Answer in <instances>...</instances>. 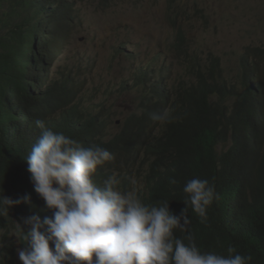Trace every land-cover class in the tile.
Listing matches in <instances>:
<instances>
[{
  "label": "clouds",
  "instance_id": "1",
  "mask_svg": "<svg viewBox=\"0 0 264 264\" xmlns=\"http://www.w3.org/2000/svg\"><path fill=\"white\" fill-rule=\"evenodd\" d=\"M72 1H75L73 6L78 26L86 3L99 12L101 19L117 16L123 8L120 0ZM127 1L133 2L140 14H144L143 20L146 16L148 19L143 25L140 23L132 30L128 29L122 40L124 58L132 65L133 62L143 64L139 66L142 70L136 69L127 81L119 84V90L127 92L133 86L138 89L144 86V93L138 92L140 100L136 99L137 105L131 107L130 113L121 112L124 119L116 120L118 112L112 111V106L101 107L93 99L85 101L79 96L80 81L76 73L61 72V77L50 83V67L44 70V85L38 96L53 85L59 88L65 81L64 77H68L69 86L72 82L74 84L72 92L66 93L68 84L65 81L56 101L34 98L35 113L39 115L35 124L41 135L24 160L34 191L52 214L43 219L34 214L24 220L28 226L23 235L27 247L22 245L19 235L23 249L14 247L13 260L15 264H19L18 259L21 264H249L252 257L236 253L232 246L227 248L228 255L202 251L191 235L182 239L174 233L176 229L186 231V225L190 223L187 215L189 206L205 220L208 208L214 199H219L214 185L207 179L193 177L186 182L183 188L186 207L179 215L170 210L169 202L147 204L141 197L147 194L146 174L151 172L156 161L170 162L183 143L190 142L192 147L200 143V139L188 137L172 127V115L178 120L177 112L183 110L196 112L204 120L203 129L206 136L213 139V149L219 162L223 154L230 153L234 161L232 187L241 182L243 167L240 160L252 165L259 162L264 149V46L245 48L239 60V77L234 79L226 74L225 69H218L219 58H209L210 63L207 64L186 46L185 41H165V47L177 56L183 67L180 73L175 74L174 82L167 83L166 64L161 51L156 53L153 47L145 58L137 59L141 54L137 50L151 48L149 37L158 32V29L144 28L160 19L159 29L162 25L174 29L178 21L198 14V3L196 0ZM201 1L207 10L203 15L212 10L221 13L215 19L217 26L230 23L233 14L224 11L236 7L233 1L227 5L223 0ZM262 9L261 5L255 6L259 12ZM144 32L147 37L142 36ZM68 40L65 39L63 46ZM144 73L147 81L138 82L137 79H141L138 76ZM200 79L207 89L208 100L218 105L217 112L206 111L198 104L197 97L203 94L199 87ZM155 83H159L156 92L151 89ZM64 99L67 102L51 108ZM72 107L83 112L87 119L92 116L97 120L104 130L105 142L119 137L118 151L96 144L85 147L46 125L45 121L60 122ZM220 145H226V148L219 150ZM102 165L114 167L113 175L102 185H97L92 177ZM126 166H130L131 174L123 182L118 180L115 168ZM171 182L176 183L175 180ZM21 202L30 204L31 196L26 194L16 200L0 196V213ZM50 242L53 247H50ZM3 247L0 240V251ZM11 259L9 256L8 260Z\"/></svg>",
  "mask_w": 264,
  "mask_h": 264
},
{
  "label": "trees",
  "instance_id": "2",
  "mask_svg": "<svg viewBox=\"0 0 264 264\" xmlns=\"http://www.w3.org/2000/svg\"><path fill=\"white\" fill-rule=\"evenodd\" d=\"M73 3L72 0H0V196L13 200L26 194L31 196L30 204L21 202L0 213V240L4 244L0 264H15V249L9 236L16 222L21 223L20 240L27 247L23 235L28 226L24 220L34 214L41 219L52 214L34 191L24 159L41 135L35 124L39 115L35 113L34 98L56 101L65 81L68 84L66 93L72 92L74 83L69 86L68 77H64L59 88L53 85L41 96L37 95L44 85V70L49 69L65 39L73 38L77 25ZM138 78H141L138 82H146L147 74ZM158 86L159 83H155L151 89L156 92ZM199 87L203 94L198 95V104L206 111L217 112L218 105L208 100L202 79ZM65 102L67 99L54 103L51 108ZM243 106L246 111V103ZM69 111L60 122L45 121L46 125L85 147L96 144L118 151L119 137L105 142L104 130L94 117L87 119L83 112L73 107ZM177 115L178 120L172 115V127L188 137L200 139V143L197 147H192L190 142L183 143L170 162L156 161L151 172L146 174L147 194L141 198L147 204L169 202L170 210L179 215L186 207L183 202L186 182L193 177L207 179L214 185L219 199H214L205 220L189 206L190 223L186 231L176 229L174 233L182 239L191 235L202 251L228 255L227 248L232 246L236 253L252 257L249 264H264V149L256 164L239 161L243 167L241 182L232 187L234 161L230 153L223 154L219 162L213 139L206 136L203 129L204 120L196 112L183 110ZM252 120L257 124L256 119ZM115 169L118 180L127 181L130 166ZM113 170L112 166H99L92 179L102 185L113 175ZM53 246L50 242V247ZM9 256H12L11 261Z\"/></svg>",
  "mask_w": 264,
  "mask_h": 264
},
{
  "label": "rangeland",
  "instance_id": "3",
  "mask_svg": "<svg viewBox=\"0 0 264 264\" xmlns=\"http://www.w3.org/2000/svg\"><path fill=\"white\" fill-rule=\"evenodd\" d=\"M196 1L199 7L198 14L178 21L174 29L166 25L159 29L157 24H162L160 19L149 28H144L153 31L158 29V32L155 36L149 37L151 48L146 50V47H142L137 50L141 53L137 59L145 58L153 47L156 48V53L161 51L166 64V81L170 83L183 67L179 64L177 56L163 43L171 39L185 41L186 46L198 53L203 62L209 64L210 59L219 58L218 69H225L228 76L237 79L239 60L245 48L264 46V0H223L224 5L231 1L236 5L235 8L224 11L233 16L230 23L226 22L223 27L215 24L220 12L215 13L212 10L203 15V12L207 11L205 6L201 0ZM120 2L122 11L110 19H101L99 12L88 7L86 3V8L82 9L80 14V26L77 25L74 39L70 42L68 40L67 44L59 49L49 72L50 83L58 80L61 72L76 73L80 81L79 96L85 101L93 99L94 103L101 107L112 106L111 110L118 112L116 120L124 119L125 116L121 112H131V107L136 106L137 100H140L138 92L144 93L145 90L144 86L139 89L133 86L124 92L119 90V84L127 81L136 69L142 70L139 66L143 63L133 62L132 65L124 58L121 52L122 40L128 29L132 30L134 25L140 23L143 25L148 19V16L142 19L144 14H140V10L133 2L127 0ZM257 5L263 7L262 11L255 10ZM143 35L147 37L145 32ZM262 62L264 64V56ZM222 148H226V145H220L218 149ZM16 225L15 230L10 233L9 241L15 248L23 249L19 240L21 223ZM18 263L21 264L19 259Z\"/></svg>",
  "mask_w": 264,
  "mask_h": 264
}]
</instances>
